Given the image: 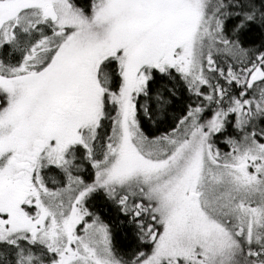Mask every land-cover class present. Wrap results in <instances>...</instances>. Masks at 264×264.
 Returning a JSON list of instances; mask_svg holds the SVG:
<instances>
[{"label":"snow or ice","instance_id":"snow-or-ice-1","mask_svg":"<svg viewBox=\"0 0 264 264\" xmlns=\"http://www.w3.org/2000/svg\"><path fill=\"white\" fill-rule=\"evenodd\" d=\"M0 264H264V0H0Z\"/></svg>","mask_w":264,"mask_h":264}]
</instances>
